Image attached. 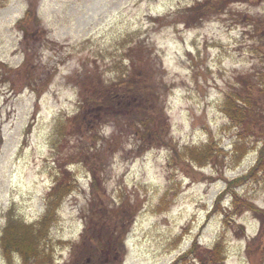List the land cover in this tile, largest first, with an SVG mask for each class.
<instances>
[{
    "label": "rangeland",
    "instance_id": "obj_1",
    "mask_svg": "<svg viewBox=\"0 0 264 264\" xmlns=\"http://www.w3.org/2000/svg\"><path fill=\"white\" fill-rule=\"evenodd\" d=\"M194 1L0 0V237L10 222L18 237L29 232L57 203L47 235H33L41 264H191L180 255L194 238L202 247L222 241L221 264H264V168L250 171L260 148L264 156V94L254 134L222 110L227 93L246 94L241 77L254 75L253 97L264 85L255 49L264 0L223 13L186 10ZM128 70L131 79L150 74L141 109L162 114L158 137L140 135L127 112L139 97L97 103L99 80ZM149 86L156 95L147 100ZM60 177L73 189L54 197ZM229 189L261 209L227 215ZM112 209L130 214L116 239L124 223L109 232L98 222ZM83 232L99 250L85 263L72 246L79 251ZM13 241L8 260L0 240V264H23Z\"/></svg>",
    "mask_w": 264,
    "mask_h": 264
},
{
    "label": "trees",
    "instance_id": "obj_2",
    "mask_svg": "<svg viewBox=\"0 0 264 264\" xmlns=\"http://www.w3.org/2000/svg\"><path fill=\"white\" fill-rule=\"evenodd\" d=\"M235 1H239V0H196L192 3L191 5H187L186 10H189L190 12L193 9H198V7H196V5H203L204 7H206V5L208 4V9L210 11H214L216 13L220 12L223 13L225 12L224 10H226V4L228 3H232ZM229 8V7H228ZM30 8L26 10L25 14H29L30 13ZM196 12V11H195ZM201 17V14L196 15L193 18L190 17H186L184 16V19H182L181 21H183L185 24L190 25L191 22H193L194 19H199ZM23 20V19H22ZM259 37L262 39V42L260 44H257L258 46H256V51H258V53H262L264 52L263 47L261 46V44H264V39L261 36V34H259ZM134 46L131 45V47L129 46L126 50L127 54H129L132 50H134ZM136 60V59H135ZM134 60V62H135ZM264 75V72L262 73L261 76ZM127 76V77H126ZM254 75H250L247 78L241 77L239 80L242 83V88H243V92H246L245 95L242 96L241 93H227L226 97L224 98V106L222 108L223 112L230 118L231 121L234 122V124L236 126H238L239 131L242 132H249V134H254L255 132V128L257 126H255L256 124H258V122L261 121V118L259 119V113L260 110L258 108V99L260 100L261 98L260 95L264 94V85L262 86H257L256 91H257V96H252L251 95V90L247 91L246 90V85H249L251 87L255 86L256 84V79L253 77ZM124 77H126L125 81L123 82L122 79H124ZM251 77V79L249 80V78ZM131 75H130V71L128 70V72L126 71L125 73H122L121 76L118 75L116 82H110V83H105L103 84L102 81L99 80L98 85H97V103L98 104H102V110L104 109V104H109L110 100L114 101L115 98H117L118 100H120V98L122 97L121 95L123 94L124 96H137L140 98V103H131L130 108L128 107L129 110H127V112H132L134 113V115H136V119L137 122H135V124H138L137 126V132L140 133V135L145 136L150 130L152 131V135L153 136H157L158 137V133H157V129L156 128L158 125V123L156 121H158L162 116V114H160V111L158 109H156L154 106H150V107H144V110L141 109V107L146 103L142 105V98L140 96H143L144 94V84L149 82L150 74L147 72L141 73L138 75V77L136 79H131ZM141 80L140 83H138ZM125 85V86H124ZM141 95H139L137 93V91L141 90ZM148 99L153 98L156 93L153 91V89L149 86L148 87ZM251 96L253 97V101L250 100ZM123 97L121 98V100L123 99ZM156 98V97H155ZM257 98V100H256ZM87 102V101H86ZM146 108V109H145ZM261 113L263 114V110H261ZM163 123V122H161ZM160 123V125H162ZM155 124V125H154ZM142 125V128H140ZM157 125V126H156ZM161 140H163V142H165V137L162 138ZM197 153H199V149L197 148H192L190 150V154L192 157H194ZM262 150L260 148V152H258V159L256 160L255 164L251 167L250 171L252 172V174H257L258 171L263 170L264 168V164H262L264 156L262 154ZM205 156H202V159H204ZM69 180V179H68ZM68 180L64 177H60L52 186L51 191L53 190V193L56 191L55 196H58L59 192L61 191H65L67 192L68 190L73 189V187L71 186V184L73 183L71 181L70 185L66 184L64 185V183ZM69 183V182H68ZM230 185V182L228 184V186ZM51 191H49V195H48V200L49 197H52ZM224 192H226V189L224 190ZM230 192L232 195V203L231 205V209H226L223 210L227 215L230 214H236L237 216L242 214L243 211L245 210H250L253 212H257L259 211V207L255 206L251 200L244 195H239L235 192V190H231L230 189L227 191ZM57 204V203H56ZM56 204L53 203V205H48L50 206L47 209L46 214L38 221V225L32 224V225H28V227H30L29 232L27 231H23V233L21 234L20 237H18V231L16 233H14V229L13 227L15 226H19L18 224H13L12 222H10V224H8V229H6L5 227V233L0 237V240L2 241V245L4 247V250L6 252H8L6 254V259L10 260V255L12 254V250L7 246L8 242H12L14 246L16 247V253L20 255V259L23 261V264H41V259L38 258V250H41L43 248H39V243L40 240L38 239V241L36 242L34 240V233L37 230V233L41 236H46L47 232L49 230V226L53 220H55L56 218V214H55V210H56ZM261 211V210H260ZM264 215V208H262V212ZM100 220V219H99ZM99 222V224H101V228L109 231L110 229H113V224L115 222L117 223H124V227H122V231L118 232L114 237L115 239L119 237H123L124 233L127 229L128 226V221L130 222V214L129 215H124L122 213H120V211H115V210H108V212H104V216L101 217L102 222ZM110 220H112V223L110 222ZM261 221H264V216H262ZM23 223H20V225ZM238 226H242L241 224H238ZM243 227V226H242ZM12 228V233H10L8 230ZM35 228V229H34ZM125 229V230H124ZM85 232V231H84ZM84 232L81 234V238L78 240V243H76L80 249L78 251V249L76 248V246L73 244L72 246H74L73 248V252L76 253L77 255H79L80 253L85 255L84 257H78V259L80 261H83L85 259L86 256H89L92 258H95V252L97 251V248H93L91 245H87L86 244V238H84ZM110 232V231H109ZM16 234V235H15ZM36 234V233H35ZM37 234V236H38ZM123 234V235H122ZM197 238L192 239V243L189 245V247L185 250V252H183L180 257L182 258V260L184 259V261L186 262H190L191 264L197 263V264H221V262L224 260V258L221 257L220 259V254L222 252V241H216L215 243L212 244V246H201L197 240ZM113 245H116L114 243H112ZM249 246V244H248ZM250 247V246H249ZM9 248V249H8ZM119 248V247H118ZM77 249V250H76ZM82 251V252H81ZM10 253V255H9ZM92 258V260H94ZM71 260H72V256H71ZM220 260V261H219ZM50 261V260H48ZM219 261V262H218ZM38 262V263H37ZM84 262V261H83ZM82 262V263H83ZM85 263V262H84ZM66 264H70L69 262ZM81 264V263H78Z\"/></svg>",
    "mask_w": 264,
    "mask_h": 264
}]
</instances>
